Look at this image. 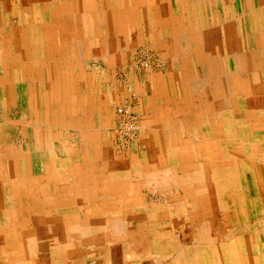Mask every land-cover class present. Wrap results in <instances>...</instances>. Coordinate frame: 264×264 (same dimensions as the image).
<instances>
[{
    "label": "rangeland",
    "instance_id": "374dc122",
    "mask_svg": "<svg viewBox=\"0 0 264 264\" xmlns=\"http://www.w3.org/2000/svg\"><path fill=\"white\" fill-rule=\"evenodd\" d=\"M92 1L95 4L88 7L84 0H75L72 11L63 16L41 11L40 31L55 26L60 32L72 27L76 32L68 37L57 32L59 38L51 42L42 36L31 56L36 63L34 98L52 88L50 67L56 75L60 72L55 68L64 72L67 88H77L83 103L88 97V132L76 135L73 127L59 122L52 126V133L67 144L60 157L70 165L77 155L78 167L84 175L87 168L88 177L73 186L77 199L55 195L50 200L43 192L20 198L16 207L12 199H2V208L15 211L12 221L0 214V264H159L156 259L160 264H191L200 251H208L212 264H220L214 253L218 256V248H225L222 264H238L236 251L244 235L249 264H264V151L249 150L243 129L232 127L239 114L264 119V0ZM20 3L0 0L1 29L23 27ZM144 10L158 17L141 18ZM2 34L0 39L7 42L8 34ZM17 53L6 52L21 60L23 54ZM208 86L210 110L220 109L210 118L212 129L203 124ZM20 90L18 83L17 96H7L13 99L9 110L17 125L7 127L9 134L5 130L0 145L13 144L23 161L28 144L43 132L22 125L18 109L26 99ZM217 98L226 103L225 109ZM222 115L229 123L222 124ZM79 116L83 120L85 114ZM5 154L6 149L0 153V174L12 166ZM32 161L35 166V157ZM12 168H18L15 161ZM196 169L206 179L202 192L199 177L186 183L185 175ZM111 170L119 180L109 179ZM173 177L181 181L172 184ZM113 187L119 189L115 196L108 191ZM201 194L218 202L212 211L200 204ZM77 225L81 233H89L92 244L71 242ZM207 233L212 243L199 245L197 235ZM157 234L177 244L173 253L166 241L156 246ZM60 241L71 242L73 251L56 255ZM102 244L113 247L106 250L109 254L102 253ZM29 245L31 252L25 250ZM113 249H118L116 254Z\"/></svg>",
    "mask_w": 264,
    "mask_h": 264
},
{
    "label": "bare ground",
    "instance_id": "6f19581e",
    "mask_svg": "<svg viewBox=\"0 0 264 264\" xmlns=\"http://www.w3.org/2000/svg\"><path fill=\"white\" fill-rule=\"evenodd\" d=\"M9 1L11 2V0H8V2ZM20 2L21 3H20V6H19V17H20V15H21V17L19 19V22L23 26L22 28H19L18 29V26L16 27V26H13V25H9L6 28V30H3V29H1V27H2V19L0 18V38H2V35H3L2 32L3 31H5L6 34H8L7 37H9L7 42L0 39V86H1V89H2V92H3V94H0V141L3 140L4 135H6L5 134V130L7 132V127H9V126H16L17 125V121H15L14 119L12 120V118L10 116L11 110H9L10 109V106L13 104L12 103L10 105V103L12 102L13 99H10V97H7V96H9V94L11 95V97H12V95H13V97L17 96V94H16V85L18 83L21 85V90H20L21 94L20 95H21V97H25V99H26V101H25L26 104L25 105L24 104L19 105L20 107L18 109V112H20V114L23 115V118H24L23 121H22V125H25L26 127L30 128L29 130H32L33 129V132L34 133H39V131H41L43 133H42V135L39 138H38V136H39L38 135L35 138V141L32 140L28 144V151L25 153L26 158L24 157L23 161L20 160V158H18L17 153L15 151V148H14V145L13 144L6 143V145H3V144L0 145V153L6 149L5 156L12 163V166H9V168L10 167L11 168L8 171H5L4 170V172H2V174H0V214H5L8 220H11L10 219L11 218V215H12L11 212H13L15 210L14 209H11V208H2L1 207V201H2V199H6V200L7 199L8 200L9 199H12L11 200L12 202L10 204H11L12 207H16V205L18 204L20 198L26 197V196H29V195H33V194H35V195L36 194H40V193H43V192L46 193L45 194V195H47L46 198H48L50 200L52 198H55V195H58V196L63 195L64 197H70L72 199H77L78 197H80V196H78L77 192L74 190L73 186L75 184H77V182L80 180V178L81 179H84V178L86 179L88 177V175L86 174L87 168L85 169V175L82 174L81 173L82 171L78 167V165H79L78 164L79 163V158L78 159L76 158L77 155H76L75 158L72 159L73 164L67 165L66 162L63 161L64 158H61L60 157V154H64L65 151H67V144H65L62 141H60L61 140V137L59 136V134L52 133V129H53L52 126L55 125V124H58V122H59V124L61 123L60 124L61 127L62 126H67V127L68 126H71V127H73L75 129V134L76 135H80L82 132H83L82 134H85V132H88L89 131V128L92 126V123L89 120L88 113L86 112V111H88L87 110L88 109V103H89L88 97L87 98L84 97L85 99L83 98V101H84V103H83L80 100V98H78L77 88L73 89V91H69V89H70L69 86L65 84L66 83V77L64 78V72L62 73V71H60V68L59 69L55 68V70L58 73L60 72V75L59 74L56 75L55 74V71L51 70L52 69L51 67L49 68L50 70H48L49 73L52 74L51 75L52 82L50 84V87H52V88H49V90H45L43 93H41V95H38L37 98H34L32 96V94H31V92L33 91L32 90V84H33V80L35 78L34 77L33 70L36 69V63L33 62L35 60L34 59H31V56H33L32 54L34 53V48L40 42L41 37L43 36L44 38L50 40V42H51V41H54L56 39V37L59 38V35L62 32H66V33H63V34H64V36H67V37L70 34H73L72 36H75V32H76L75 31V28H73V27H72V29H68V30H64L63 29V31L60 32V31H57V28L55 26H51V27L46 26L44 28L45 29L44 31H40L39 30V27L37 26V24L41 25L42 22H43V17H41V14L40 13H41V11H44V13H45V11H48L49 10V11H51L50 13L53 14V16L56 15V14H58L59 16H63V14L70 13V11H72L73 7L75 6L74 3H73V2H75V0H20ZM84 3L87 4L88 7H91L92 5L95 4V2L92 1V0H84ZM235 5H236V3H235ZM3 10H6L7 11V6L6 5H4ZM16 12H17V10H16ZM149 13L150 12H148V10L142 11V14H140L141 15V18H143V17H148V18L149 17L150 18L151 17H158L156 13H151V14H149ZM134 15H135V13H134ZM140 15L138 17H140ZM206 21H207V19H206ZM235 21H237V20H235ZM6 22H8V21H6ZM221 24H223V23H221ZM212 25H214V24H212ZM57 32H59L60 34L59 33L57 34ZM38 39H40L39 42H37ZM123 41H124V39H123ZM124 43H125V41H124ZM232 43H233V41H232ZM109 47H111L110 44H109ZM5 50H7V51H5ZM8 51H10L11 54H16L17 52H19V54H23L22 55L23 58L21 60L20 59L17 60L15 57L11 58V57H9L6 54V52L8 53ZM134 54H135V52H134ZM29 55H30V58H29ZM78 58H77V60H78ZM105 59H107V58H105ZM10 61H12L11 66L8 65V62L10 63ZM19 61H23V64L18 63ZM11 67H12V71H10ZM128 68H129V66H128ZM75 69H76V67H75ZM197 70H198V68H197ZM192 81H193V79L190 78V82H192ZM207 84H206V86H207ZM64 87H65V89L63 91L62 89ZM76 87H78V86H76ZM105 87H106V85H105ZM210 91H211L210 86L206 87V89L204 90L206 96H208V97H207V100L204 102L205 103V106L207 107V108L205 107V110H207V111H205L206 113L203 115V119H204L203 120V124H205V127L207 129H209V128L212 129L214 127V126H211V123L209 124L210 118L216 116L215 113L217 111H220V109L219 110L217 109L216 112H213L212 110H210L211 109L210 108L211 107L210 106L211 103L209 104V99H210L209 98V93H210ZM61 96H62V98H61ZM216 101H217L218 106H222V107L224 106V109H225L226 103L222 102V100H220L218 98H217ZM57 103H59V106L58 107H57ZM13 112H14V110H13ZM80 113H84L85 114V117L83 118V120L79 116ZM180 114H182V113H180ZM253 115L254 114H251L250 113V117L251 118H252ZM223 116L224 115H222L221 117H223ZM13 117H15V116H13ZM225 117L226 116H224L223 118H221L222 119V124L229 123L228 120H227V118H225ZM251 118H249V117L246 118V117H244V116H242V115L239 114V115H237L234 118L235 119V122L232 120L234 122V123L232 122V127H233V129L234 128L236 129L238 127H241L243 129L244 135L246 137L243 142L247 143L246 145H248L249 150H252L253 152L255 151L254 153H256L257 148L262 147V151H264L263 150L264 149V144H261L260 143L261 141L262 142L264 141V119L262 118L263 121L262 120L253 121V120H251ZM211 139H215V137L214 138H211ZM7 141H9V140H7ZM207 149H209V147H207ZM33 157H35V160L37 162L35 166L32 163L33 162L32 161ZM250 158H252V157H250ZM227 159L228 158H226V160ZM253 160L254 159H251V162ZM14 161H15L16 167H18V168H12L14 166ZM238 163H240L241 165H244V163L242 162V160L240 162H238ZM256 166H258V165H256ZM36 167H38V168L40 167V170H37ZM44 167L46 168V171L43 170V169H45ZM232 167L233 166H231V168ZM213 168H212V170H213ZM115 171H117V170H115ZM118 172H120V171H118ZM234 172H236V171H234ZM250 172H252V171H250ZM197 174H199V175H197ZM222 174H223V172H222ZM127 175H129V174H127ZM79 176H81V177H79ZM108 177H109V179L119 180L118 177H121V176H118L117 177V174L113 170H111L108 173ZM198 177L202 181V182L201 181L200 182L203 183L202 186H201V188L199 187L200 188L199 191L202 192L203 189L205 188V180H206L205 177H203L202 173L201 172L199 173L198 170L196 169L195 171H193V170L188 171L187 175H185L186 183H188V185H190V182L192 180H194V178H197L198 179ZM164 179L166 180V178H164ZM172 180H173V182H171L172 184H175V183L177 184V183H179L181 181L180 179H178L176 177L175 178L173 177ZM26 183H28V185H29L28 186V189L22 191V186H25ZM51 187H53L52 188L53 191H51V193H49L47 190H49L48 188L51 189ZM69 187H70V189H69ZM246 188H247V186H246ZM107 189H109V188H107ZM118 190H119L118 188L115 189V187H113V188H110L108 191L111 192L110 194L114 195L115 193H117ZM189 191H187V192H189ZM225 191H227V190H225ZM233 192H234V190H233ZM90 194H92V188L90 190ZM233 194H235V193H233ZM126 196H127V194H126ZM242 197H243V194H242ZM199 200L201 201L200 204H202V207H204L205 209H207L209 211H212L213 208H214V206L216 207L217 204H218V202L215 201V198H214V201L215 202L212 201V200L209 201L207 199V194L206 195H204V194L202 195L201 194V196L199 197ZM241 201H242V199H241ZM248 201H250V200H248ZM64 207H66V206H64ZM7 212H8V214H7ZM153 213H155V212H153ZM237 216H236V218H237ZM143 217H146V216H143ZM152 217H154V216L152 215ZM28 218H30V217H28ZM15 221H18V220H15ZM229 221H230V219H229ZM19 222H21V221H19ZM121 223H122V221H121ZM114 225L116 227H118V223H114ZM94 227L97 228V229H99L98 225H96ZM16 228H17V226H16ZM76 228H78V231L76 233H73V234L71 233V239H72L71 242H77L78 241L79 244H81V243H91L92 244L91 237H90L89 233H85V232H82L81 233L80 230H79L78 225L76 226ZM89 230H90V228H89ZM210 235L211 234H208V233L205 234V236L197 235V239L199 240V242H198L199 245L200 244L203 245V243H206V245H208V244L210 245V241L212 243V240H213V236L212 235L210 236ZM35 238H38V235H36V237L35 236L33 237V239H35ZM163 238H164V236H162V234H157L155 236V238L153 239V242L158 247H160L161 245H163L164 241L168 242L167 243L168 246L172 249V252L171 253H173V251L175 250L177 244L174 241L165 240ZM170 239H172V238H170ZM248 239H249V237H248ZM182 241H183L182 243H184V240L183 239H182ZM62 242L63 241H60L59 242V245L56 247V249H57L56 255H63L65 253H67V252H72L73 251V250L71 251V249L74 247V245L70 241H69L70 243H64V242L62 243ZM189 242H191V241H189ZM54 246H55V244H54ZM100 248H102V249H100L102 251V253L109 254V251H106V250L107 249H112L113 247L112 246L111 247H105L104 244H102L100 246ZM224 249H221V248L216 249L219 257L217 256L216 252L214 251V253H215L216 257H217V261L220 262V264H222V260H221L220 257L223 256V250ZM25 250H30V252H31L33 250L32 245L26 246L25 247ZM117 250L118 249H116V250L113 249V252L116 254V251ZM248 250H250V249H248L247 243H245V235H244L240 239L239 245H238V249L236 251V254H237V257L236 258H237V263L238 264H249V259H251L250 258L251 256L250 255H247L246 252H248ZM25 252L27 253V251H25ZM17 253H18V251H17ZM119 253L120 252H118V254ZM206 253H208V251L205 252V253L200 251V255L196 258V260L193 263L191 262V264H212V259H211L212 255L210 257ZM127 257H129V256H127ZM162 258H163V256H162ZM236 258H234V259H236ZM156 261L159 264L162 262L160 259H156Z\"/></svg>",
    "mask_w": 264,
    "mask_h": 264
}]
</instances>
